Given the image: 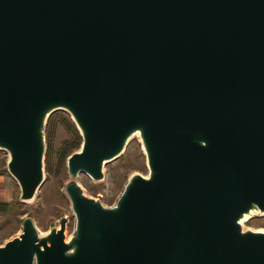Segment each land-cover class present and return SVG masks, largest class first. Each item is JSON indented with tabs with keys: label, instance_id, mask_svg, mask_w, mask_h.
I'll return each instance as SVG.
<instances>
[{
	"label": "water",
	"instance_id": "95a60500",
	"mask_svg": "<svg viewBox=\"0 0 264 264\" xmlns=\"http://www.w3.org/2000/svg\"><path fill=\"white\" fill-rule=\"evenodd\" d=\"M81 136L64 187L75 218L30 217L0 264H264V0H0V149L27 202L43 182L44 128ZM138 132L148 174L104 207L102 179Z\"/></svg>",
	"mask_w": 264,
	"mask_h": 264
},
{
	"label": "rangeland",
	"instance_id": "374dc122",
	"mask_svg": "<svg viewBox=\"0 0 264 264\" xmlns=\"http://www.w3.org/2000/svg\"><path fill=\"white\" fill-rule=\"evenodd\" d=\"M64 120L75 127L69 113L64 110L52 112L46 120L44 138L45 145L50 147L48 165L45 168L44 163L43 182L34 197L27 202L19 200V185L7 171L8 154L0 149V202L11 206L0 210V245L21 233L22 220L25 217H30L37 231L43 235L51 228H59L60 219L65 217L67 221L64 241L70 240L75 218L64 187L72 178L68 174L66 161L59 164L58 156L62 146L72 141L73 135L64 125ZM79 148L80 146L73 152ZM102 173V179L98 181L83 172L74 179L87 196L99 201L104 207H111L116 203L131 175L148 174L146 157L138 135H132L123 152L104 164ZM242 229L264 231V214L256 213L249 217L244 221Z\"/></svg>",
	"mask_w": 264,
	"mask_h": 264
},
{
	"label": "trees",
	"instance_id": "16d2710c",
	"mask_svg": "<svg viewBox=\"0 0 264 264\" xmlns=\"http://www.w3.org/2000/svg\"><path fill=\"white\" fill-rule=\"evenodd\" d=\"M64 125L69 129V131L72 132V141L69 143H65L64 146H62V148L60 149V153L58 156V162L59 164L64 163L66 161V158L75 150V148H78L81 144V138L80 135L77 131V129L68 121L64 120L63 121ZM47 136V134H46ZM50 151V147L48 145V147L46 146V152H45V159H44V163H45V168H47L48 165V154ZM13 206V204H12ZM10 204L5 203V202H0V210H4V209H8L10 208Z\"/></svg>",
	"mask_w": 264,
	"mask_h": 264
},
{
	"label": "bare ground",
	"instance_id": "6f19581e",
	"mask_svg": "<svg viewBox=\"0 0 264 264\" xmlns=\"http://www.w3.org/2000/svg\"><path fill=\"white\" fill-rule=\"evenodd\" d=\"M133 135H138V136H139L138 132H135ZM256 213H259V212L256 211V210H250L247 214H244V215L239 219V224H240V226L242 227L244 221L247 220L249 217H251L252 215H254V214H256ZM262 214H264V213H262ZM44 234H45V233H44ZM40 235H43V233L40 234ZM65 242H66V241H65Z\"/></svg>",
	"mask_w": 264,
	"mask_h": 264
}]
</instances>
